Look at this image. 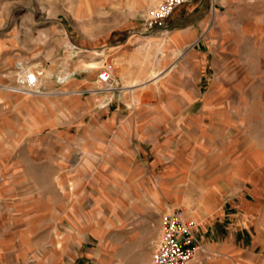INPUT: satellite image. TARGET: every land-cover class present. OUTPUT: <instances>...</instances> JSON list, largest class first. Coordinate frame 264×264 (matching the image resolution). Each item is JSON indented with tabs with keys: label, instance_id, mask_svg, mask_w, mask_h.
<instances>
[{
	"label": "crops",
	"instance_id": "crops-1",
	"mask_svg": "<svg viewBox=\"0 0 264 264\" xmlns=\"http://www.w3.org/2000/svg\"><path fill=\"white\" fill-rule=\"evenodd\" d=\"M164 25L170 60L159 74L128 95L76 101L96 111L73 132L56 129L71 105L53 93L0 94L21 127L15 141L39 145L49 127L53 140L6 152L27 154L49 190L5 199L0 264H152L174 208L196 225L201 249L188 264H264V0H188ZM6 116L1 125L13 123ZM9 164L10 189L29 188L22 160Z\"/></svg>",
	"mask_w": 264,
	"mask_h": 264
},
{
	"label": "rangeland",
	"instance_id": "rangeland-1",
	"mask_svg": "<svg viewBox=\"0 0 264 264\" xmlns=\"http://www.w3.org/2000/svg\"><path fill=\"white\" fill-rule=\"evenodd\" d=\"M154 5L107 6V0H0V94L5 91L11 93H7L11 97L30 95L9 88L16 84L22 72L35 70L40 75L41 92L51 91L49 93L53 95L48 97H53L57 103L67 102L71 105L69 115L62 109L56 114L64 118V121L60 118L56 129L73 132L88 124L96 110L85 112L81 108L83 105H77L76 101L82 102L97 93L128 95V89H136L139 83L157 74L170 60L164 51L169 31L159 29L163 33H156L158 28L147 29L144 25L149 9ZM167 25H170L168 20ZM166 29L170 30V26ZM104 67L112 73V88H106L96 80L98 72ZM9 103L0 104V117L10 116L8 118L13 122L15 109ZM20 128L14 122L11 125L0 124L2 209L5 199L23 196H30L25 197L30 199L49 190L42 187L45 184L42 170L27 154L20 158H9L6 152L45 149L53 142L46 137L51 128L40 131L39 145L28 141L24 146L14 140ZM78 146V142H73L77 159L83 154ZM65 157L69 159L70 156ZM19 159L24 165L21 169L32 180L29 188L13 191L8 186L11 172L9 162ZM15 180L18 181L17 178Z\"/></svg>",
	"mask_w": 264,
	"mask_h": 264
},
{
	"label": "built area",
	"instance_id": "built-area-1",
	"mask_svg": "<svg viewBox=\"0 0 264 264\" xmlns=\"http://www.w3.org/2000/svg\"><path fill=\"white\" fill-rule=\"evenodd\" d=\"M186 1L188 0H160L149 9L144 25L147 29L164 27L166 19ZM96 80L102 86L112 88L113 79L109 68L101 69ZM9 89L27 95H43L39 90L40 75L35 70L22 72L17 77L16 84ZM161 226L152 264H188L193 261L201 245L196 240L194 231L196 225L185 217L184 210L174 208L163 213Z\"/></svg>",
	"mask_w": 264,
	"mask_h": 264
},
{
	"label": "bare ground",
	"instance_id": "bare-ground-1",
	"mask_svg": "<svg viewBox=\"0 0 264 264\" xmlns=\"http://www.w3.org/2000/svg\"><path fill=\"white\" fill-rule=\"evenodd\" d=\"M91 67H94V65H92ZM154 74H155V73H154ZM157 74H159V73H157ZM47 93H49V91H48ZM47 93H46V94H47Z\"/></svg>",
	"mask_w": 264,
	"mask_h": 264
}]
</instances>
